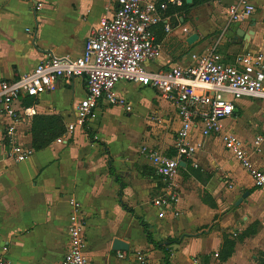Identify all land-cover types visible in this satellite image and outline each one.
<instances>
[{
	"label": "crops",
	"instance_id": "obj_1",
	"mask_svg": "<svg viewBox=\"0 0 264 264\" xmlns=\"http://www.w3.org/2000/svg\"><path fill=\"white\" fill-rule=\"evenodd\" d=\"M221 1L227 4L229 10V6L238 0ZM253 1L255 4L261 2ZM35 8L36 17L33 13ZM114 8V0H0V81L17 79L30 73L51 56H81L86 41L100 21L111 16ZM177 14L183 26L188 28L187 33L176 29ZM166 15L171 18L174 30L167 33L164 25L155 29L156 37L162 44L161 65L153 69L149 67L153 63L151 62L147 67L159 70L175 65L196 64V55L206 54L214 45L211 44L212 38H206L219 23L209 16L206 20L202 15H197L192 23L187 22L184 7H170ZM228 18L229 13L226 29L233 27L237 36L241 37L245 32L251 37V42L253 40L254 43H260V22L254 18V14L249 21L243 23L229 24ZM194 34L198 35V40L189 44L188 39ZM225 35L221 38V49L224 48ZM237 38L234 37L235 40ZM183 42L190 47L188 53L182 51ZM245 47H248L247 44ZM220 55L227 63L233 62L237 56L227 49ZM136 86L137 90L145 89ZM153 91L155 104L145 116L144 125L150 112L155 116L154 122L149 123L148 127L157 125L159 121L163 122L162 119L176 121V128L173 127L172 130L173 146L181 121L174 106ZM115 92L132 106V112L106 102L100 104L97 123L101 129L98 138L96 134L93 135H96V140L102 142L104 147L90 141L85 128H77L73 134L67 132V126L75 119L78 103L86 96V78L60 79L52 90L38 98L24 99L23 104L37 107L38 115L18 127L19 142L34 151L23 162H16L8 155L4 142L8 120L0 110V257L5 255L13 264H62L64 255L70 249V200L75 199L81 205L86 238L85 256L89 264H165L164 253L148 243L144 227L137 217L150 226L149 231L155 242L169 247L171 264H236L241 249L239 245L232 258L226 262L216 261L224 241L223 232L236 227L240 216L241 219H250L251 216L258 215L257 220L262 222L263 227H260L259 233L250 235L244 242L247 256H251L249 258L253 261L249 264H255L254 251H264V245L258 241L264 234V219L260 218L259 212V199L264 196V192L255 188L250 173L238 161L248 178L239 186L233 180L235 187L232 191L224 189L219 181L224 177H233L211 154L213 148L220 147L216 143H209L205 149L207 154L199 157L201 149L196 153L197 167L193 161L183 162L181 165L176 179L180 194L179 216L167 214L164 218H159V209L153 205V201L163 194L165 186L151 159L141 153L142 148L146 147L145 138L150 136L146 127L142 136L137 139H133L125 128L110 127L111 121L126 123L127 117L134 113L130 100L118 95L116 88ZM256 100L264 102L260 99L236 102V113L227 121L239 117L243 107L249 108L250 104L257 106L256 103H250ZM118 108L121 109L120 115H116L118 113L115 109ZM40 116L59 118L65 131L58 138L61 141L56 139L47 147L36 150L33 147V123ZM111 134L116 138L122 136L126 139V153L116 154L114 146L107 141ZM191 136L194 142L198 141L199 130L194 131ZM257 137L263 138L258 151L260 154L264 136L258 135L255 139ZM136 145H139L138 152ZM159 146L160 153L170 156V149H162L161 143ZM129 147L132 150L130 152ZM252 163L255 167L264 169V157L261 156L260 160ZM110 164L120 181L110 173ZM201 165L212 166L211 170L214 172L209 173L211 176L204 173V169L198 171ZM247 191L250 195L246 198L247 201H243L244 209H238L237 202ZM98 210L102 214H98ZM110 212L117 214L125 224H116L108 218ZM242 212L248 217L242 215ZM100 216L106 219L103 221ZM131 227L139 228L144 245H136ZM115 239L126 240L130 250H113ZM170 240L174 242L170 244ZM4 248H7L5 254ZM119 253H123L125 258H120ZM137 253L142 254L145 263L137 260Z\"/></svg>",
	"mask_w": 264,
	"mask_h": 264
},
{
	"label": "built area",
	"instance_id": "obj_2",
	"mask_svg": "<svg viewBox=\"0 0 264 264\" xmlns=\"http://www.w3.org/2000/svg\"><path fill=\"white\" fill-rule=\"evenodd\" d=\"M115 8L110 17L103 18L92 36L86 41L79 57L51 56L39 63L30 73L13 80L0 81V110L8 120L4 142L8 155L16 162L31 157L33 149L19 142L18 127L38 115L35 105L23 104L26 98H38L52 90L60 79L86 78L87 93L78 103L75 119L67 126L73 134L97 118L100 104L123 107L132 112V106L116 95L120 82L151 88L159 97L171 103L177 111L181 127L177 131L173 157L160 152L149 153L156 173L162 178L164 192L155 198L153 205L159 209V218L167 214L179 216L180 194L176 187L181 163L193 161L200 150L192 133L199 130L201 138L219 136L224 122L236 113V102L244 99L264 100V53L252 50L237 55L233 62H225L212 51L192 66L175 65L168 69L151 70L148 63L162 55V44L155 29L164 25L167 33L174 29L166 15L170 7L183 8L186 0H114ZM255 6L248 0H238L229 6V24L249 21ZM177 14L176 29L183 33ZM62 139H58L61 141ZM226 148L251 175L254 186L264 192V169L254 166L245 144L235 135L224 136ZM262 137L255 139L259 150ZM146 149L143 150L145 152ZM69 240L70 249L62 264H89L85 256L86 238L81 205L70 200ZM7 248H4V254ZM124 259L125 255L119 253ZM137 260L145 263L142 254ZM0 264H13L5 255Z\"/></svg>",
	"mask_w": 264,
	"mask_h": 264
},
{
	"label": "rangeland",
	"instance_id": "obj_3",
	"mask_svg": "<svg viewBox=\"0 0 264 264\" xmlns=\"http://www.w3.org/2000/svg\"><path fill=\"white\" fill-rule=\"evenodd\" d=\"M248 1L251 2L254 6L256 5L254 18L258 19V21L260 22L259 30H260V39L262 41V42L260 41V43L259 42L254 43L253 40L251 42V37L249 35H247V37L245 38L246 40H243L244 38L237 36V33L235 32V28L233 27H228V29H226L227 25H225V23L227 20L226 18L228 17V9H227V4H225V2H222L221 0L199 6L197 8L192 9L188 13L184 12L187 15V19H186L187 22L192 23L194 22V19L197 15H202L206 17V20H207V16H209L215 19L217 23H219L214 28L213 32L210 33L208 37L206 38V39L212 38L211 44L213 43L214 45L213 44H212L213 46L211 45L212 47L208 49V52L206 54L199 55V56L196 55L194 59L195 63L199 60V58L204 57L205 55L209 54L212 51H215L221 54L224 49L231 51L235 55H240L242 53L248 52L249 50H252L254 52L264 53V0H260L261 2L257 4H255L253 0H248ZM223 34H226L224 36L225 44H224V48L221 49L220 43L222 42L221 38ZM234 37H238L237 40H235ZM246 44L248 47H245ZM181 48H182L183 53H188L190 51V47L187 46L185 42H183V47ZM160 58L154 61L153 63L149 64V67L153 69L159 68V66L161 65ZM116 90L118 92V95L121 94L122 96L130 100L131 104L134 107V113L130 115L129 117H127L128 121L126 123H123L122 121H111L110 127L111 128L118 127L122 129L123 128L127 129L133 139H137L141 137L146 127L147 132H148L147 134L150 137L145 138L146 144L144 145H146V147L142 148L141 153L150 158L149 153L151 151L159 152V149H161L159 146V143H161V145H163L162 149H170L169 150L170 156H174L176 140L174 142V145L173 146L171 145L173 144V141H174L172 137L173 136L172 130L176 128V126L174 127V124L176 121L170 120L168 122L165 119H162L163 122L159 121L157 125H150L148 127L149 123L154 122L153 117L155 116L150 112L149 115L146 117L147 123L144 125L145 116L148 114L150 110H152V105L155 104V101H154L155 92L151 90L150 88L137 90V86L135 84L126 83V82L119 83L116 86ZM244 102H248V101H244ZM250 103H256L258 105L253 106L250 104L249 108L243 107L244 109L241 111V114L239 115V117L235 118V120L225 121L224 130L221 135L211 136L207 138L199 137L197 141L201 149L198 152L199 157L202 156V154L204 153L207 154L205 152V149L209 146L208 145L209 143L210 144L216 143V145L220 147V149L213 148L211 150V154L214 156L215 161L218 164L224 166L233 177L232 179L230 177L226 178L224 176H221L222 178L224 177V179L219 181V183H222L224 185L223 186L224 189H226L227 191H232L235 187V184L239 186L240 183H242L243 181H246L248 178V175L246 174L245 171H243V168L238 163V160L235 158L234 153L231 150L226 148V143L224 140L225 135H229L232 133L235 134L245 144V147L248 149L250 156H252V159H251L252 162L254 161L256 162L260 160L261 156L264 157V143L261 146L260 154H258L259 150H256V145H255V137L258 135L264 136V102L256 100L253 102L251 101ZM115 110L117 111L116 113H118L116 115H120L119 111L121 109L118 108ZM98 118H99V112L97 114V118L94 121L90 122V124L88 125L89 127H91L93 134L97 135V138H98V132L101 129L100 124L97 123V121L99 120ZM112 136L113 135L111 134V137H109L107 141L110 143L111 146H114L113 148L116 154L119 152L126 153V150H127L126 143H125L126 139H124L122 136H119L118 138L114 136L112 138ZM139 144L141 145L142 143H139ZM138 146L139 145L135 146L137 149V152H138ZM144 149H146L145 152H143ZM128 151L129 152L132 151L130 147ZM229 151L233 153V157H232V153ZM255 154L257 155L254 156ZM211 168L212 166L210 165L208 167L201 165L200 168H198V171L204 169V173L212 174V172L214 171L211 170ZM216 170H218V168ZM211 174H209L208 176H211ZM205 194L207 195L208 193H205ZM247 199L244 201H247ZM209 202H212V201H209ZM259 202H260L259 204H261L259 207L260 218L264 219V196L263 195L260 197ZM237 206H238V209L240 208L241 210L244 209L243 202ZM242 213H243L242 215L247 216L244 214V212ZM98 214H102V211L98 210ZM108 218L116 222V224L119 222L125 224V222L121 220L115 213L110 212L108 215ZM100 219L104 221V219L106 218L103 216H100ZM257 219H258V215L251 216L250 219L249 218L241 219V216H240V220L237 221L239 224L236 227H233L232 229L226 230L225 232H223V235H225V237H229V239L235 242V247H234L232 256L235 253L236 246L239 245L241 247V249L239 250V254L237 256L236 262H235L236 264H249L253 262L252 259L249 258L251 256H247V251H245L246 248L244 247V242L246 241V238L249 237L250 235L256 234L257 232L259 233L260 227L261 228L263 227L262 222H259V220ZM130 230L136 241V245L137 246L144 245L145 242L143 241L142 234L139 228L131 227ZM258 241L260 244L264 245V234L260 236ZM242 245H243V248H242ZM221 250H223V255L221 257L217 256L218 260L216 261L226 262L227 260H224L223 257L226 256L227 253L230 251V247L225 246ZM253 255H256L255 264H264V251L257 249L254 251ZM232 256L230 258H232Z\"/></svg>",
	"mask_w": 264,
	"mask_h": 264
},
{
	"label": "trees",
	"instance_id": "obj_4",
	"mask_svg": "<svg viewBox=\"0 0 264 264\" xmlns=\"http://www.w3.org/2000/svg\"><path fill=\"white\" fill-rule=\"evenodd\" d=\"M217 0H193L192 4H187L185 3L184 5V12L188 13L189 11H191L194 8H197L199 6L211 3V2H215ZM86 133L88 135V138L90 139V141L94 142V143H98L101 146H105L102 142L96 140V137L93 135L91 129L88 127V125H86L85 127ZM64 128L61 125V123L59 122V118L57 117H46V116H40L37 117L33 123V147L36 150H40L42 148L47 147L48 145H50L54 140L58 139L63 133H64ZM108 154V153H107ZM110 173L113 176H116L115 174V170L113 168V166L110 164ZM116 180L120 181L119 177L116 176ZM130 213L133 214L132 210H129ZM138 220H140L142 226L144 227V231L145 234L147 236V240L148 243L153 245L154 248L162 251L165 255V260L164 263L165 264H171L170 260H169V254H168V246H163L160 243H157L153 240V236L151 234V232L149 231L150 226L145 223L143 221V219H140L139 217H137ZM174 241L170 240V244L173 243ZM225 246H229L230 247V251L227 253L226 256H224V260H228L234 251V247H235V242L232 241L231 239H229V237H225L224 235V241H223V245L222 248H224ZM223 255V250L220 251L219 256L221 257Z\"/></svg>",
	"mask_w": 264,
	"mask_h": 264
},
{
	"label": "water",
	"instance_id": "obj_5",
	"mask_svg": "<svg viewBox=\"0 0 264 264\" xmlns=\"http://www.w3.org/2000/svg\"><path fill=\"white\" fill-rule=\"evenodd\" d=\"M192 2H193V0H186V3L189 5L192 4ZM33 13H34V16L36 17V8L34 9ZM245 36H247V34L244 32V34L241 35V37L244 38ZM196 40H198V35L194 34L191 37H189L188 43L193 44ZM183 164L184 163H181V165H183ZM249 195H250L249 191L244 193L243 196L238 200L237 205L242 203L244 201V199H246ZM113 250H115V251H126L127 252L130 250V245L126 240L115 239L113 242Z\"/></svg>",
	"mask_w": 264,
	"mask_h": 264
}]
</instances>
